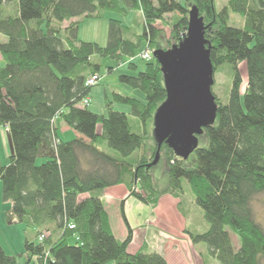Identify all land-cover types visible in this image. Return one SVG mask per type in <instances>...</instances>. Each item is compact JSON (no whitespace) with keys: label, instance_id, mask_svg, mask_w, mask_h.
<instances>
[{"label":"trees","instance_id":"16d2710c","mask_svg":"<svg viewBox=\"0 0 264 264\" xmlns=\"http://www.w3.org/2000/svg\"><path fill=\"white\" fill-rule=\"evenodd\" d=\"M193 6L205 18L215 70L231 69L232 88L227 103L216 97V122L205 129L209 145L195 150L194 165L162 146L169 178L159 189L149 167L157 145L146 146L147 125L167 99L158 61L137 75L120 76V83L143 93L145 102L115 92L106 96L108 114L103 115L83 101L92 90L88 79L102 77L105 59L120 66L128 58V69L138 71L132 60L144 44L164 49L158 23L168 15L175 18L170 45L181 42ZM109 11L141 15L142 34L112 18L106 46L79 40L84 20L104 18ZM231 13L245 21L243 27L230 25ZM0 35L6 38L0 42L5 63L0 126L14 147L9 165L0 161V183L3 201L12 205L10 216L25 226V264H168L148 249L128 251L132 230L124 216L128 237H115L100 194L124 184L149 205L166 194H183L184 181L208 223L205 232L190 233L192 243L205 245L220 264H264V229L252 208L264 191V0H227L220 11L215 0H0ZM241 64L247 73L244 93ZM117 104L130 113L116 111ZM64 126L79 136L64 141ZM38 159L45 161L38 165ZM136 184L147 197L135 191ZM0 264H18L1 243Z\"/></svg>","mask_w":264,"mask_h":264},{"label":"rangeland","instance_id":"374dc122","mask_svg":"<svg viewBox=\"0 0 264 264\" xmlns=\"http://www.w3.org/2000/svg\"><path fill=\"white\" fill-rule=\"evenodd\" d=\"M183 4H185V0H179ZM257 1V0H256ZM227 4V0H215L216 10L220 11L225 5ZM120 19L126 25H130L134 32L142 34L143 27H144V19L141 15H137L135 13L128 14L126 16H122L115 12H107L104 18L101 19H86L84 22L80 24L79 27V39L81 41L86 42H95L102 46H106L108 43V34H109V21L110 19ZM175 21V18L171 16H167L163 22L158 23L159 28L164 32L165 38L161 40L160 43L164 46L165 50L171 47V23ZM68 23H65L67 25ZM245 21L231 13L230 18V25L235 27H243ZM4 40V37L0 35V42ZM148 48L147 45H143L142 48L137 51L136 57L133 59V63L138 66V71H131L128 69L127 63H122L120 66L117 65L115 61L110 59H105L103 61V66L101 68V79L99 80L98 84L92 86V90L90 92V99L91 103L88 106L89 110L96 113V114H103L107 115L108 111L106 109V96L112 97V95L117 93L126 94L135 98H139L143 102H145V96L138 90H133L130 87L123 85L120 83V76L123 74L129 75H137L139 72L145 69V65L154 60V56H151L149 61L145 60L142 55L145 50ZM155 50V49H154ZM153 50V51H154ZM153 54V52H152ZM5 65L4 61L2 60V56L0 53V67ZM112 68V70H110ZM241 75L243 78V85H242V93L246 91L247 88V73L245 64H241L239 66ZM231 76V69L229 67H221L220 69L215 70V84L213 86V93L218 98V101L221 103H227L230 91L232 88V77ZM219 102V103H220ZM116 111H123L129 112V107L117 104L115 105ZM129 114V113H128ZM131 123L133 125L134 121L132 116ZM134 126V125H133ZM140 130L138 127H134V131ZM148 130V141L146 142V146L149 149L150 147H155V138H154V119L150 121L147 125ZM98 133L102 132V126L98 125L97 129ZM79 136L73 130H64L62 129L60 132V137L64 141H71ZM209 142L207 138L206 132L199 136V147H208ZM11 157V149L7 134V129L3 126H0V161L3 166H8L10 163ZM44 159H38L37 164L40 165L43 163ZM187 166H192L196 162V151H194L188 159L183 160ZM152 175L154 176L156 185L159 189H164L168 185V165L165 151L161 153L160 160L157 165L153 166L152 168ZM184 186V193L174 197L179 198L180 205L178 206V210L180 213L186 215L187 219H190L191 226L189 229H185V225L183 221L176 223V228L170 225L167 226L166 222L160 220L159 210L157 208L158 201L149 204L150 208H148L147 214L138 213V211L134 210L136 214H138V223L135 224L133 233V239L135 237L134 248L139 249H148L150 251L157 252L159 254H164L169 257L170 264H181L178 263V258H171L168 254H170L173 250L174 245L184 247L187 243V238L190 236V233H203L208 229V223L205 220L204 211L200 208L194 200L193 193L188 185L187 181L183 182ZM135 191L143 193L146 197V193L142 191L141 187L137 184L135 185ZM174 207V206H173ZM11 205L5 203L2 199V184L0 183V243L3 246L4 250L12 256H16L18 259V264H25L26 263V256H25V226L19 224L16 218H12L9 214V210ZM252 208L254 211V215L256 220L261 224L264 229V191L258 194L253 202ZM173 210V211H172ZM172 212H175V209H171ZM164 212H168V209L164 208ZM163 213V217L167 213ZM128 214H134L133 211L128 209ZM184 216V215H183ZM163 219V218H162ZM175 220L174 216L172 217ZM156 220H160L158 224H156ZM116 227H118V221L121 222V219L115 218ZM173 228L175 229L173 231ZM148 231V234H145ZM179 232V236L176 237L175 233ZM188 237H187V236ZM180 236H182V242H180ZM183 239L185 241H183ZM180 240V241H179ZM235 245H238V241L235 237H233ZM176 241V243H175ZM73 244V240L70 241ZM191 246V245H190ZM193 247L191 246L188 251H184L183 254H186V258L189 260L190 264L195 262L198 259V253L193 251ZM137 250V252H139ZM136 252V251H135ZM136 252V253H137ZM22 256V257H21ZM163 256V255H162ZM207 259V264H220L219 262ZM188 262V263H189ZM114 264V263H111Z\"/></svg>","mask_w":264,"mask_h":264},{"label":"water","instance_id":"95a60500","mask_svg":"<svg viewBox=\"0 0 264 264\" xmlns=\"http://www.w3.org/2000/svg\"><path fill=\"white\" fill-rule=\"evenodd\" d=\"M205 29V18L193 6L182 41L167 50L153 51L161 66L167 99L154 115L157 152L149 167L158 164L164 144L179 158L188 159L199 147V136L216 122L215 67L211 60V47H207ZM8 139L13 154L10 135Z\"/></svg>","mask_w":264,"mask_h":264},{"label":"crops","instance_id":"0c3cea01","mask_svg":"<svg viewBox=\"0 0 264 264\" xmlns=\"http://www.w3.org/2000/svg\"><path fill=\"white\" fill-rule=\"evenodd\" d=\"M130 14H132V13H130ZM137 15H139V14H136V16ZM79 33H80V31H79ZM78 37H79V34H78ZM5 41H6V38L4 37V40L2 42H5ZM124 60H126L128 62L131 61V60H128V58H125ZM126 65H128V63ZM125 113H127V114L130 113V108H129V112H125ZM63 129L64 130H71L68 126H64ZM88 196L89 195H85L84 198L88 197ZM100 198H101L102 202L104 203L106 211L109 214L111 229H112L115 237L119 241H124L128 237L129 230H128L127 223L131 229H133L135 224L138 223V214H136L135 211L137 210L138 213L147 214L148 208H150L149 205L144 204V203L140 202L139 200H137L135 197L131 196L129 188L127 187V185H124V184L113 186L110 188H106L100 194ZM8 204L11 205V203H8ZM179 205H180V200H179V198L174 197V195L166 194V195L161 196L159 201H158V205L156 206L157 208H160L159 213L161 216H159V218H160V220H163L165 222L170 220V222H166L167 226L170 225L169 226L170 229H171V226L176 228V225L179 224L178 222H180L182 220L184 225H185L184 226L185 229L188 230L189 227L191 226L190 219H187L185 214L179 212V210H178ZM164 208L168 209V212H164ZM173 208L175 209V212H172L173 210L171 211V209H173ZM128 209H130L131 211L134 212V214L131 215V217L128 214ZM10 210H11V208H10ZM162 211L164 213H167L165 215V217H163ZM124 216L127 220V223L124 220ZM173 216H174L175 220L172 219ZM115 218H118L119 220L121 219V222L118 221V227H116V222L114 221ZM160 220H156V222H157L156 224H158L160 222ZM176 223H178V224H176ZM174 228H173V231L175 230ZM145 234H148V231ZM175 234H176L175 235L176 237H178L180 235L179 232H176ZM180 237H181L180 238L181 241L180 240L179 241L182 242V236H180ZM183 241H185V240L183 239ZM134 243H135V237H134V239H132L131 243L128 246V251L130 253H136L137 250L138 251L140 250V248L137 250H136V248H134ZM175 243H176V241H175ZM186 243L187 244L184 247L174 245L172 252L168 255L171 258L174 257L175 258L174 261H176V258H178V263L190 264V262H189L190 259L188 258L189 259L188 260L186 258V254L184 255L183 252L187 251L188 253H190L188 251V249L192 246L194 249L193 251H195V253L199 252L198 257H197L198 259H196L195 262H193L192 264H207L206 258L209 256L207 254L206 246L202 245V244L201 245H194L192 243L190 236L187 238ZM162 255L165 257L168 264H170L169 257L164 255V254H162ZM209 259H210V257H209Z\"/></svg>","mask_w":264,"mask_h":264},{"label":"built area","instance_id":"2783aa9c","mask_svg":"<svg viewBox=\"0 0 264 264\" xmlns=\"http://www.w3.org/2000/svg\"><path fill=\"white\" fill-rule=\"evenodd\" d=\"M152 52H153V50H150L149 48H147L145 50V52L143 53L142 57L145 60L149 61L151 59V56L153 55ZM100 79L101 78H100V76L98 74L91 76L88 79V81H87V86H90V87L95 86L96 84H98V82H99ZM90 103H91V99L90 98H86L83 101V105H86V106H88ZM71 228H74V226H71ZM40 239L43 240L44 239V236H41Z\"/></svg>","mask_w":264,"mask_h":264}]
</instances>
